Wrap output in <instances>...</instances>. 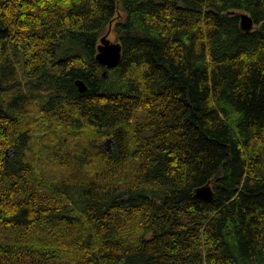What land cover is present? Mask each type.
Instances as JSON below:
<instances>
[{"label": "trees", "instance_id": "obj_1", "mask_svg": "<svg viewBox=\"0 0 264 264\" xmlns=\"http://www.w3.org/2000/svg\"><path fill=\"white\" fill-rule=\"evenodd\" d=\"M0 264H264V0H0Z\"/></svg>", "mask_w": 264, "mask_h": 264}, {"label": "water", "instance_id": "obj_2", "mask_svg": "<svg viewBox=\"0 0 264 264\" xmlns=\"http://www.w3.org/2000/svg\"><path fill=\"white\" fill-rule=\"evenodd\" d=\"M240 28L244 32H251L255 28V24L253 19L249 14L243 13L240 15ZM109 33L102 37L99 45L97 47V55L96 60L97 62L104 66L107 70H105L104 75L108 74L109 69H113L117 67L123 57V48L120 43H112L110 39H108ZM77 87L79 88L80 92L83 93L87 91V86L85 82L82 80H78L76 82ZM111 141L106 142L105 146L110 144ZM196 196L203 200H212L215 196V190L213 187V181H209L202 187H199L195 190Z\"/></svg>", "mask_w": 264, "mask_h": 264}, {"label": "rangeland", "instance_id": "obj_3", "mask_svg": "<svg viewBox=\"0 0 264 264\" xmlns=\"http://www.w3.org/2000/svg\"><path fill=\"white\" fill-rule=\"evenodd\" d=\"M106 35V34H105ZM104 35V36H105ZM108 39H110V41L112 42V43H118V39H117V36H116V34L115 33H111V35H110V33H109V35H108ZM15 81V80H14Z\"/></svg>", "mask_w": 264, "mask_h": 264}]
</instances>
